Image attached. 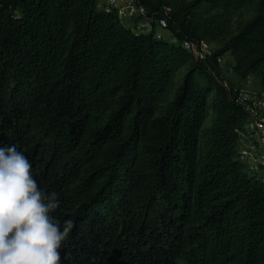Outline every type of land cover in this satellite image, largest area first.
<instances>
[{"label": "trees", "instance_id": "1", "mask_svg": "<svg viewBox=\"0 0 264 264\" xmlns=\"http://www.w3.org/2000/svg\"><path fill=\"white\" fill-rule=\"evenodd\" d=\"M135 1L176 44L93 0H0V147L72 220L61 264H264V184L235 158L239 87L215 62L264 89V0ZM183 39L218 48L195 60Z\"/></svg>", "mask_w": 264, "mask_h": 264}, {"label": "clouds", "instance_id": "2", "mask_svg": "<svg viewBox=\"0 0 264 264\" xmlns=\"http://www.w3.org/2000/svg\"><path fill=\"white\" fill-rule=\"evenodd\" d=\"M56 193L45 194L32 164L15 146L0 147V264H61L60 250L74 227L51 215Z\"/></svg>", "mask_w": 264, "mask_h": 264}, {"label": "built area", "instance_id": "3", "mask_svg": "<svg viewBox=\"0 0 264 264\" xmlns=\"http://www.w3.org/2000/svg\"><path fill=\"white\" fill-rule=\"evenodd\" d=\"M93 6L104 14L114 15L120 26L135 35L147 36L154 41L177 43L165 18L148 14L135 0H93ZM179 45L195 60L202 61L208 56L204 41L196 43L183 39ZM221 56L215 58L218 68ZM236 101L243 109L244 120L236 133L235 158L246 176L264 184V89L243 91L239 88Z\"/></svg>", "mask_w": 264, "mask_h": 264}, {"label": "rangeland", "instance_id": "4", "mask_svg": "<svg viewBox=\"0 0 264 264\" xmlns=\"http://www.w3.org/2000/svg\"><path fill=\"white\" fill-rule=\"evenodd\" d=\"M252 16L251 9L248 8H242L236 12H234L231 16V25L234 28L237 23L247 20ZM174 31H172V34ZM174 43V42H172ZM206 44V51L208 53L207 58H210L211 55L217 50V45L212 42H205ZM221 65L219 67L220 70V76L230 82H233L235 85H237L241 90L243 91H256L258 89H261L259 87V77L256 74H249L247 78L244 81H237L235 77L233 76L231 72V65H232V58L228 53H224L222 56ZM182 70H180L174 80V83L177 84L179 82V79L182 75ZM209 123V118H207L204 122V126H207Z\"/></svg>", "mask_w": 264, "mask_h": 264}]
</instances>
